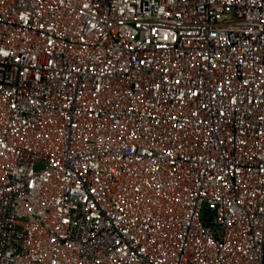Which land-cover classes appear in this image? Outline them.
I'll list each match as a JSON object with an SVG mask.
<instances>
[{"label":"built area","instance_id":"2783aa9c","mask_svg":"<svg viewBox=\"0 0 264 264\" xmlns=\"http://www.w3.org/2000/svg\"><path fill=\"white\" fill-rule=\"evenodd\" d=\"M0 264H264V0H0Z\"/></svg>","mask_w":264,"mask_h":264}]
</instances>
